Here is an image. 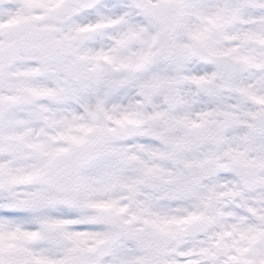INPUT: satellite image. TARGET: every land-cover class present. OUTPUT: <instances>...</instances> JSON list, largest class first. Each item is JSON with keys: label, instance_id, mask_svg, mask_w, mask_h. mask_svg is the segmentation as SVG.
Listing matches in <instances>:
<instances>
[{"label": "clouds", "instance_id": "9594fccd", "mask_svg": "<svg viewBox=\"0 0 264 264\" xmlns=\"http://www.w3.org/2000/svg\"><path fill=\"white\" fill-rule=\"evenodd\" d=\"M0 264H264V0H0Z\"/></svg>", "mask_w": 264, "mask_h": 264}]
</instances>
